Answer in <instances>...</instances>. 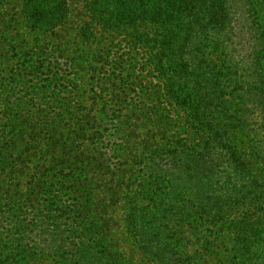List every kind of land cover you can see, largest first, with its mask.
I'll return each mask as SVG.
<instances>
[{
    "label": "trees",
    "instance_id": "1",
    "mask_svg": "<svg viewBox=\"0 0 264 264\" xmlns=\"http://www.w3.org/2000/svg\"><path fill=\"white\" fill-rule=\"evenodd\" d=\"M21 1L27 30L73 24L85 49L12 53L17 66L0 76V177L12 105L82 87V72L113 105L84 126L65 122V109L48 118L51 132L86 140L88 157L75 151V167L48 168L24 191L0 187V264H128L92 210L87 168L125 172V233L153 264H264V0ZM137 119L153 129L142 145L129 140Z\"/></svg>",
    "mask_w": 264,
    "mask_h": 264
},
{
    "label": "rangeland",
    "instance_id": "2",
    "mask_svg": "<svg viewBox=\"0 0 264 264\" xmlns=\"http://www.w3.org/2000/svg\"><path fill=\"white\" fill-rule=\"evenodd\" d=\"M77 4L81 5L80 2ZM25 25L22 1L6 0L0 6V76L5 77L9 68L13 69L14 66H17L18 62L13 57V52L21 49L27 51L28 48L35 51L36 44H48L47 52L51 55L56 54V50H53L54 45L65 47L67 53L73 57H75V49L78 51L85 49L83 45H78L77 39L73 37V24L58 35L49 32H31L26 29ZM70 36L72 37L69 38ZM81 74L84 83H86L82 87L66 89L58 97L52 95L50 98H42L37 102L27 100L20 101L17 105H9L8 108L11 106L12 112L6 119V124H8L6 139L12 140L6 144L7 164L4 176L0 177V187H4L14 180L12 183H17V188L24 191L28 183H36L39 177L43 179L44 171L48 168L75 167L76 164L71 159L75 151H80L83 159L88 157L89 146L86 140L76 137L72 132H66L65 129L56 133L51 132L47 126L49 125L48 118L53 120L55 112L59 109H65L63 112L65 122L71 123L70 121L73 120L76 125L84 126L87 121L92 120V116L94 117L93 111L100 109L104 102L113 105L112 97L108 96L105 90L96 93L93 91L98 88L90 89L89 73L82 72ZM19 78L22 80H17V83L23 85L26 80L23 70ZM1 83V87L4 84L7 86L6 81ZM21 94L23 92L16 93L15 97H20ZM37 98L35 96V99ZM42 109L44 111L40 112ZM46 115L48 117H44ZM131 118L133 119L134 116ZM144 122L141 119L134 120L136 127L133 130L129 129L131 132L129 140L132 143L142 145L150 140L153 129L150 125H143ZM12 125L14 129H19L18 135ZM115 143L117 140L109 142L106 147L112 148ZM86 175L92 203H94L92 210L107 227L106 240L111 249L119 253L128 264H153L149 258L137 251L125 233L124 215L120 209L123 188L126 184L125 172L118 170L109 175V173L87 168ZM24 264L58 263L47 257H38L28 260Z\"/></svg>",
    "mask_w": 264,
    "mask_h": 264
}]
</instances>
